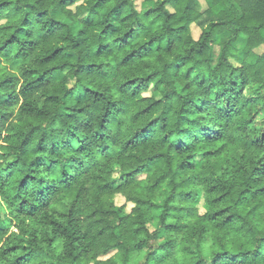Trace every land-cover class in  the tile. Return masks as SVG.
Returning <instances> with one entry per match:
<instances>
[{"label": "trees", "instance_id": "trees-1", "mask_svg": "<svg viewBox=\"0 0 264 264\" xmlns=\"http://www.w3.org/2000/svg\"><path fill=\"white\" fill-rule=\"evenodd\" d=\"M143 2L0 0V264H264V0Z\"/></svg>", "mask_w": 264, "mask_h": 264}, {"label": "rangeland", "instance_id": "rangeland-1", "mask_svg": "<svg viewBox=\"0 0 264 264\" xmlns=\"http://www.w3.org/2000/svg\"><path fill=\"white\" fill-rule=\"evenodd\" d=\"M144 0H136V3H137V7L139 9H147L151 6V3H145L143 2ZM201 30L195 26L194 30H193V34H194V37L195 38H198L199 34H200ZM225 36L220 38L219 41L217 42H214L212 43V49H213V58H214V63L217 62L218 58L220 57L221 55V51H222V42L225 40ZM245 45V43L240 40L238 43H237V48L241 49L243 48ZM264 51V48H260L258 49V52H262ZM116 178L119 176L118 173H116ZM114 201H115V205L118 207V209H120V212L121 214H129L133 207H134V204L133 203H130L126 200V197L123 196L122 194H117L115 195L114 197ZM156 223L157 221H155V227H156Z\"/></svg>", "mask_w": 264, "mask_h": 264}, {"label": "crops", "instance_id": "crops-1", "mask_svg": "<svg viewBox=\"0 0 264 264\" xmlns=\"http://www.w3.org/2000/svg\"><path fill=\"white\" fill-rule=\"evenodd\" d=\"M200 1V3H201V5L203 6V7H206V2H205V0H199ZM195 25H192V27H194Z\"/></svg>", "mask_w": 264, "mask_h": 264}]
</instances>
